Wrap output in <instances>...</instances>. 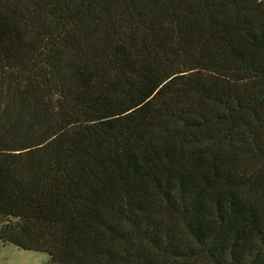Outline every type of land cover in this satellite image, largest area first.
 Listing matches in <instances>:
<instances>
[{
	"label": "trees",
	"instance_id": "16d2710c",
	"mask_svg": "<svg viewBox=\"0 0 264 264\" xmlns=\"http://www.w3.org/2000/svg\"><path fill=\"white\" fill-rule=\"evenodd\" d=\"M0 240L264 264V0H0Z\"/></svg>",
	"mask_w": 264,
	"mask_h": 264
},
{
	"label": "rangeland",
	"instance_id": "374dc122",
	"mask_svg": "<svg viewBox=\"0 0 264 264\" xmlns=\"http://www.w3.org/2000/svg\"><path fill=\"white\" fill-rule=\"evenodd\" d=\"M49 258L47 252L20 248L0 240V264H44Z\"/></svg>",
	"mask_w": 264,
	"mask_h": 264
}]
</instances>
